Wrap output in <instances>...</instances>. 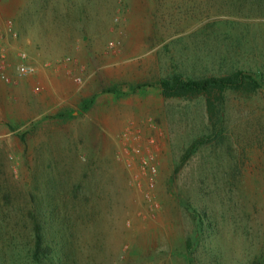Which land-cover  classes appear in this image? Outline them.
<instances>
[{
  "label": "rangeland",
  "instance_id": "374dc122",
  "mask_svg": "<svg viewBox=\"0 0 264 264\" xmlns=\"http://www.w3.org/2000/svg\"><path fill=\"white\" fill-rule=\"evenodd\" d=\"M0 30V61L4 38L17 46L0 80L14 93L31 82L7 97L24 104L14 114L0 95L11 261L23 263L12 253L28 248L42 201L65 264H264V88L228 90L212 120L204 96L150 88L176 73L264 79V0H0ZM23 52L42 82L19 75ZM87 94L89 110L52 118Z\"/></svg>",
  "mask_w": 264,
  "mask_h": 264
},
{
  "label": "trees",
  "instance_id": "16d2710c",
  "mask_svg": "<svg viewBox=\"0 0 264 264\" xmlns=\"http://www.w3.org/2000/svg\"><path fill=\"white\" fill-rule=\"evenodd\" d=\"M141 87L142 85L132 87L131 91L134 92ZM159 87L166 98L204 96L212 120L213 114L215 116L219 115L220 111L216 112V109H218L217 103L223 102L225 93L228 90L257 91L264 88V79L242 69L224 76H205L201 78H185L183 75L176 73L170 77L162 78L159 81ZM107 91L117 92L116 88H109ZM93 104L94 98L84 99L78 109L61 110L52 118L61 120L75 118L80 112L89 110ZM21 137L25 140V135H21ZM50 215L42 201L35 202L34 209L29 214L32 223L29 246H27L28 248L24 247L27 249L23 250L16 249L17 253L15 250L12 253V255L17 254L18 258L23 256V263H19V260L11 261L8 250L5 246H2L0 241V264H65L62 261V259L64 260V253L61 252L65 236L63 232L58 234L56 230L52 236L50 231L53 230V227L48 228L51 225V222H48ZM193 250L195 249L192 244L191 248L188 249V255L192 260ZM260 257L257 256L256 260L252 261L251 258L246 264H262V258L260 259Z\"/></svg>",
  "mask_w": 264,
  "mask_h": 264
},
{
  "label": "crops",
  "instance_id": "0c3cea01",
  "mask_svg": "<svg viewBox=\"0 0 264 264\" xmlns=\"http://www.w3.org/2000/svg\"><path fill=\"white\" fill-rule=\"evenodd\" d=\"M145 17H146V15H145ZM4 40H5V42L7 41L8 43H6L7 44V47H5L6 49H5V52H6V54H7V61H4V60H2V61H0V68H7V71L8 70H10V66H11V58L13 59L14 57H13V55H15L14 54V50H15V48H17V46L13 43V41L12 42H9L8 40H7V37L6 38H4ZM2 43V40H1V38H0V44ZM30 58V57H29ZM15 60L17 61V57L15 58ZM30 63H32L33 65H35V67L37 68V73L35 74V75H33V77H35L37 74H39V78H38V80H40L41 82H42V76H44V68H43V66L40 64V62L38 61V60H35V62L38 64V65H36L35 64V62L33 63L32 62V60L30 59V61H29ZM1 70V69H0ZM1 72V71H0ZM35 78H37V77H35ZM44 78H45V76H44ZM44 78H43V80H44ZM161 79H158L156 82H154V85H152V86H156V87H150V88H152V90H156L160 95H162L163 96V94H162V90H161V88L159 87V81H160ZM31 82H28V81H26L25 83H23V84H21L22 86H21V88H18L16 91H15V93L17 94L18 92H22L23 90L25 91V93L27 94L28 93V91L30 90V88H31V84H30ZM25 84V85H24ZM14 89L12 88V87H9V86H7L6 84H4L1 80H0V95L2 96V97H4L5 99H6V101L4 102V107H6L7 109H8V111H11V113H13L14 114V112H16L17 111V109H19L20 108V106L22 105H24V104H22L21 102H20V105H19V103H17V101H15L14 102V100H7V97L8 96H10L11 97V95H14L15 93H14V91H13ZM137 92H138V90H137ZM136 92V93H137ZM54 95H58V96H60V90L59 89H55L54 90ZM83 94V93H82ZM82 98H83V100L84 99H88V98H94V104H95V100H96V95L94 94V95H82ZM82 100V101H83ZM12 101V102H11ZM81 101V102H82ZM27 102V101H26ZM81 102H80V104H81ZM79 104V105H80ZM93 104V105H94ZM10 124H8V126H9ZM10 127V126H9ZM11 128V127H10Z\"/></svg>",
  "mask_w": 264,
  "mask_h": 264
},
{
  "label": "built area",
  "instance_id": "2783aa9c",
  "mask_svg": "<svg viewBox=\"0 0 264 264\" xmlns=\"http://www.w3.org/2000/svg\"><path fill=\"white\" fill-rule=\"evenodd\" d=\"M5 29L9 33H12L14 35L16 34V32L14 30L13 21H11V20L6 22ZM0 32H1V30H0ZM27 58H28V55H27L26 52L21 53L20 56H19V60H20L19 65H18V73H19V75L29 76V75L36 74V71H37L36 67L34 65L28 64L27 63ZM2 78L6 82H10V78L7 75L3 74V73H2Z\"/></svg>",
  "mask_w": 264,
  "mask_h": 264
}]
</instances>
